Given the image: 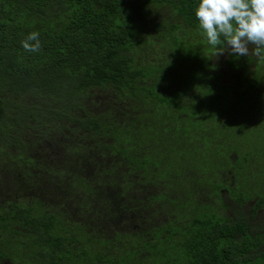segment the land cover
I'll use <instances>...</instances> for the list:
<instances>
[{
    "label": "trees",
    "instance_id": "obj_1",
    "mask_svg": "<svg viewBox=\"0 0 264 264\" xmlns=\"http://www.w3.org/2000/svg\"><path fill=\"white\" fill-rule=\"evenodd\" d=\"M238 30L264 0H0V264H264Z\"/></svg>",
    "mask_w": 264,
    "mask_h": 264
},
{
    "label": "clouds",
    "instance_id": "obj_2",
    "mask_svg": "<svg viewBox=\"0 0 264 264\" xmlns=\"http://www.w3.org/2000/svg\"><path fill=\"white\" fill-rule=\"evenodd\" d=\"M78 5L79 4H76V6L73 7L77 8ZM235 34L236 37H233L230 40V44L232 46L231 50H235L237 52H245L248 55L252 51L256 50V48H264V34L246 35L241 30H238Z\"/></svg>",
    "mask_w": 264,
    "mask_h": 264
},
{
    "label": "rangeland",
    "instance_id": "obj_3",
    "mask_svg": "<svg viewBox=\"0 0 264 264\" xmlns=\"http://www.w3.org/2000/svg\"><path fill=\"white\" fill-rule=\"evenodd\" d=\"M201 40H202V42L203 43H205V44H207V45H210V46H212V47H214L215 46V43L214 42H212V41H209L207 38H201ZM164 54V53H163ZM156 55V54H155ZM178 74H180L179 72H178ZM183 114L184 113H182L181 115H180V117H183ZM254 201H251V202H249V204L250 205H252V203H253ZM264 212V211H263ZM24 262V261H23ZM22 262V264H28V263H23Z\"/></svg>",
    "mask_w": 264,
    "mask_h": 264
}]
</instances>
